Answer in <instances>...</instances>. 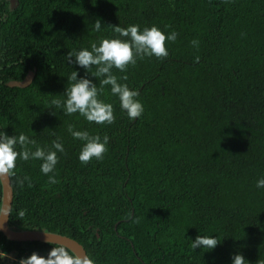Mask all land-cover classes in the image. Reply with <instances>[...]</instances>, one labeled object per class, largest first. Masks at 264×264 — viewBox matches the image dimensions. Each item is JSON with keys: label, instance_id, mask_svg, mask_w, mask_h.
<instances>
[{"label": "trees", "instance_id": "16d2710c", "mask_svg": "<svg viewBox=\"0 0 264 264\" xmlns=\"http://www.w3.org/2000/svg\"><path fill=\"white\" fill-rule=\"evenodd\" d=\"M109 25L178 36L167 42V59L146 56L125 73L113 69L139 92L144 112L130 120L105 86L99 98L113 105L116 120L101 126L52 101L66 99L73 70L85 77L68 53L75 59L119 38ZM30 71L29 87L7 85ZM92 72L86 78L99 88ZM69 125L110 137L102 161L81 164L83 142ZM0 131L34 139L32 151L54 150L57 138L65 149L50 174L54 185L42 161L17 160L14 231L67 236L95 264H232L237 253L248 264L264 262V187H256L264 178V0H0ZM24 177L31 187L19 186ZM2 197L0 181V208ZM198 235L220 244L193 250ZM57 246L10 241L0 231V252L15 257L0 264L33 252L47 257Z\"/></svg>", "mask_w": 264, "mask_h": 264}, {"label": "clouds", "instance_id": "9594fccd", "mask_svg": "<svg viewBox=\"0 0 264 264\" xmlns=\"http://www.w3.org/2000/svg\"><path fill=\"white\" fill-rule=\"evenodd\" d=\"M230 0H225L229 3ZM102 27L101 20L97 19L94 23L96 31H100ZM113 32L118 34L119 38L103 39L99 45L93 43L91 50L82 49L75 53H68L67 59L70 64H76L80 68L85 69V77L78 79V72L72 71L68 76L69 86L65 89L66 99L52 101L57 108H62L65 115L79 114L84 117L89 123L97 125H111L115 123L116 117L114 115V108L111 103H105L99 98L104 91L105 86H110L111 94L118 97L120 108L126 112L130 120H136L142 116L144 106L137 97L139 92L132 90L127 84L119 82L117 76L113 73V69L125 73L128 67L135 66L137 58L155 57L158 60H165L169 56L167 49V42H175L178 33L175 31L165 35L158 27H145L142 31L139 25H129L127 27L109 25ZM193 47H199V41H191ZM199 57L195 58V62H199ZM95 72L91 76L99 79V88L92 80L86 78L92 68ZM119 79L127 80V75ZM68 132L73 139L83 142V146L79 153V161L81 164L87 165L92 160L102 161L105 153L108 151L107 145L110 137L104 135H90L88 131L75 130L73 125L68 126ZM36 141L30 139L27 135L21 133L19 136H8L5 132L0 131V176L12 177L14 176L17 160L42 161L40 170L48 176V183L54 185L58 183L55 175H50L55 172L56 165L59 162L57 153H64L65 149L57 138L53 142L52 148L54 150L46 151L44 148L36 147L32 151L28 145H35ZM17 145L21 150H17ZM28 181V186L31 187L29 177L23 179L18 178L17 183L20 187L24 186V182ZM257 188L264 187V178L257 181ZM7 213L0 208V216H6ZM18 215L23 217L24 210L19 211ZM133 223H138V219L129 217ZM46 243H52L51 240L46 239ZM220 244V240L212 236L198 235L194 241L191 242L190 247L195 250L197 248L207 249L211 251ZM0 259H9L15 261V257L9 256L5 252H0ZM16 264H95V261L90 257L81 256L78 254H70V250L60 245L52 247L47 257H43L33 252L27 258L19 259ZM232 264H248L243 255L237 253L232 257ZM264 264V262H258Z\"/></svg>", "mask_w": 264, "mask_h": 264}, {"label": "water", "instance_id": "95a60500", "mask_svg": "<svg viewBox=\"0 0 264 264\" xmlns=\"http://www.w3.org/2000/svg\"><path fill=\"white\" fill-rule=\"evenodd\" d=\"M35 78V72L30 71L26 78L22 81H10L7 85L11 88H27L29 87ZM0 181L3 188V197H2V209L6 216H0V231L10 240L14 242H45L46 239L52 241V244L64 245L74 254L81 256H88L84 247L77 241L62 235L45 233V232H35V231H26V232H17L12 230L9 227V219L13 206L14 193L11 184V180L7 176H0Z\"/></svg>", "mask_w": 264, "mask_h": 264}]
</instances>
